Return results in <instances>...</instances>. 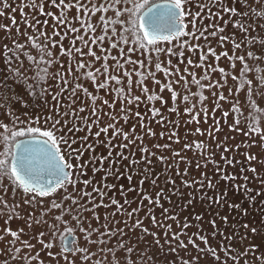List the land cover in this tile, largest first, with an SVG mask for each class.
I'll return each mask as SVG.
<instances>
[{"label": "rangeland", "instance_id": "1", "mask_svg": "<svg viewBox=\"0 0 264 264\" xmlns=\"http://www.w3.org/2000/svg\"><path fill=\"white\" fill-rule=\"evenodd\" d=\"M30 2L39 5L41 0H9L15 11L5 10V14L0 16V26H7L10 29L6 32L0 27V117L6 109L20 115L21 120H24L25 116L31 119L39 117L37 123L28 124L25 121L18 123L15 128L10 122L14 117L3 120L2 122L7 123L12 130L26 126L46 130L51 128L54 121L60 120L62 123L57 126L56 135H63L70 143L75 141L72 144V148L75 149L72 155H69L71 150L68 147L60 144L67 162L74 165L69 168L74 183L65 185L67 191L61 189L52 197L45 198L46 202L56 199L64 203L65 208H73V211L71 215H65V223L59 225L60 231L55 237L49 235L46 226H39L40 230L45 231V242L54 241V247L48 249H43L37 244L35 251L40 252L39 259H42L44 264H66L60 257L67 254L68 259L73 260V255L64 251V238L68 235L65 228H70L71 234L75 236L72 247H88L94 254L89 262L78 260L77 264H115L110 249L116 251V260L121 259L118 244H124L134 250L129 264H181L182 261H189L190 264H264V143H261L257 136L245 135L248 132L246 118L251 112V107L244 92H237V85L231 79L233 75L239 76L242 67L241 62L235 59L237 56L243 55L250 65L264 68V63L256 65L255 61L247 57L249 50L259 54L261 49L259 40L264 38V20H247L221 11L223 6L233 7L238 13L248 12L249 5L257 8L255 0H220L219 4L216 0H204L211 12L201 11L200 16L194 20L186 19L185 31L190 35H181L171 43H158L155 47L162 49L160 52L155 51L153 47L142 49L139 46L129 51V47H132L131 42L111 48L109 45L115 37L113 40H105L103 45L90 44L91 50L102 58L99 61L87 55L88 48L77 39L84 36L90 41L93 35L102 34L95 17H85L83 13H77L75 8H71L64 11L63 19L66 25H60L53 16H60L61 9L54 8L49 0H44L45 13H53V16H48L31 6H24ZM70 2L75 3V0H66V3ZM199 3L200 0H193L191 6L193 14L197 12L196 5ZM13 17L16 20L15 25L12 24ZM238 19H243L251 29L249 35L234 27ZM36 21L40 23L36 24ZM84 21L96 25L97 32H87ZM28 24L33 27H27ZM257 24L260 27H257ZM72 27L79 31H70ZM53 28L60 33L59 36L53 37ZM221 29L223 31H220ZM41 32L46 33L50 40L54 39L57 42V47L53 48L43 37L37 41L46 44L48 51L52 52L54 62L45 65L48 67L49 76L59 72L68 82L62 85L60 78H57L56 84L49 88L43 99L29 95L24 85L12 82V72L5 66L3 58L5 44L14 48V39L20 43H27L24 33L39 36ZM108 35L112 34L109 32ZM221 36L225 37L223 41L220 39ZM252 36H255L257 41L255 47L246 43ZM237 44L240 45L239 48L236 47ZM60 46L66 50L80 48L85 55L81 56L74 50L68 55H62ZM25 51L29 49L26 48ZM31 53L39 59L35 49H31ZM12 55L13 53H9L10 57ZM45 59L48 57L45 56ZM189 60L192 61L191 65L188 63ZM81 62L85 64L84 69L77 68ZM118 63L123 65V68L117 67ZM233 63L236 65L235 69L232 68ZM28 64L25 59L24 66L27 67ZM156 64L161 65V70H157ZM89 65L91 67H88ZM105 65L109 75L117 76L121 80L119 86L110 82L106 89L97 88L96 85L103 82L105 76L96 70L99 69L100 73H103ZM17 66L14 60L11 67ZM220 68L227 73L226 86L209 88L210 83L217 81L224 83V74L219 72ZM88 71L96 75L95 83L87 76ZM125 71L134 73L131 77V94L141 96L139 104L127 105L124 97L117 92L119 87L123 89L125 95L128 93V77L124 75ZM166 72L171 74L166 75ZM135 73H141L142 77ZM27 75L31 77L34 72H28ZM141 78L149 89L147 95L161 96L167 103L149 101L138 87ZM194 79L199 80L200 84H195ZM154 81H159V84ZM176 81H179V84ZM77 84L87 88L91 96L77 89ZM166 84H171L172 89L178 93L175 101L171 99V93L167 88L163 92L160 91ZM221 94L224 95V100L219 99ZM185 95L189 96L188 102L183 101ZM257 95L258 93L254 94V98ZM92 96L96 97L94 104ZM201 96L205 97L202 102ZM104 100L108 101L107 105L103 103ZM256 103L259 108L264 109V100L256 99ZM192 105H195L193 113H186L184 109ZM234 106L240 107L243 113L237 130H232ZM153 107L160 109L164 117L163 122L158 123L160 116H152ZM172 108L176 111H171ZM137 111L141 113V118L136 117ZM225 112L229 113L227 117L224 116ZM197 113L198 123L193 119ZM258 119L264 131V113H260ZM109 125L114 127H108ZM105 127H108V131L102 132L101 129ZM197 127L201 129L203 135L195 131ZM149 129L154 135L149 133ZM97 132H100L99 136L96 135ZM0 133H4V129L0 128ZM123 133H127V139ZM177 139L179 143L176 142ZM186 142L193 145L203 142L206 151L201 155L194 147L186 149L184 147ZM217 143L223 144L230 151L223 153L222 149L216 147ZM9 147L0 140V153ZM221 155L232 159L233 163L226 165L221 160ZM249 155H254L257 159L249 161L247 159ZM217 167L220 171H217ZM233 167L239 168L234 179L220 183L212 181L214 174H222L227 168ZM252 168H256L257 171L253 173L250 171ZM231 171H227L225 176ZM244 177L248 179L245 180ZM84 181L88 183L85 184ZM209 181L214 183L213 188L224 187L226 189L224 191L233 192V198L243 196L259 202L255 198L260 197L261 214L252 213L251 216L240 220L241 210L233 209L231 215L225 208L223 210L227 203L219 210H207L201 200V193L195 198V207L191 213L183 210V204L179 208L174 203L175 195L178 193L188 197L190 190L196 187L201 190L198 186H202V183L208 186ZM2 183L8 186L7 178H4ZM246 185L253 186V189L245 191ZM208 191L203 190V195H208ZM65 196H72L78 203L73 206L70 200H63ZM187 197L182 196L180 200L183 198L187 201ZM7 199L10 204L14 200L11 194ZM113 201L117 203L113 204ZM15 202L18 203L19 200ZM2 208L0 205V209ZM133 211L134 214L130 215L129 213ZM77 212L81 218L79 225L72 219ZM57 214L59 213H52ZM44 218L49 224L53 223L50 216ZM136 220L141 222L140 226L136 225ZM80 228L90 232L93 229L99 231L91 235L92 243L86 244L85 234ZM145 228L147 232L143 231ZM253 228L256 229L255 232L252 231ZM109 232L114 235H108ZM201 236L207 238L206 243L200 239ZM181 241L187 246L186 249L180 247ZM190 241L197 247H193ZM16 246L21 245L18 243ZM208 247L216 250L220 257L219 261H215L207 252ZM172 249L176 250L175 253ZM35 251L27 253V250H22L20 255H35ZM48 252L53 253V258L47 257ZM197 256L200 257L199 261L195 259ZM6 259L8 258L0 259V264H4ZM8 264L13 262L8 260ZM23 264L36 262L25 261Z\"/></svg>", "mask_w": 264, "mask_h": 264}, {"label": "snow or ice", "instance_id": "2", "mask_svg": "<svg viewBox=\"0 0 264 264\" xmlns=\"http://www.w3.org/2000/svg\"><path fill=\"white\" fill-rule=\"evenodd\" d=\"M49 2L54 8L61 9L60 16H53V13L51 12L45 13L44 0H41L39 5L30 2L29 5L24 6H31L41 14L53 16V19H55L60 25H66V21L63 19L64 11L71 8H75L77 13H83L85 17H95L100 26V33L102 34L93 35L90 41L86 40L84 36H79L77 39L83 42L85 48H88L86 54L97 61L102 58L98 56L95 51L91 50L90 44L103 45L105 40H113V37H115L113 42L109 45L111 48H117L119 45H127L131 42L132 47H129V51H133L135 50V46H139L142 49L153 47L155 48V51L160 52L162 49L155 47L158 43H171L181 35H190V33L185 31L187 28V24L185 23L186 19L194 20L195 17L200 16L201 11L211 12L208 4L204 3V0H200V3L196 5L198 10L195 14H193L191 9L193 0H160V2H156V0H75V3H66V0H49ZM255 2L259 10H257V8H252L251 5H249L248 12L238 13L233 7L223 6H221V11L229 15L241 16L243 19L247 20H264V0H255ZM216 3L219 4L220 0H216ZM5 10L15 11L9 3V0H0V16L5 14ZM109 13H111V15H109ZM243 19L236 20L234 27L241 29L245 35H249L251 29L243 22ZM39 23V21H36V24ZM45 23H47V21H45ZM12 24H16L15 17L12 18ZM84 25L87 32H97L96 25L88 24L87 21H84ZM0 27H3L6 32L10 31L7 26ZM27 27H33V25L28 24ZM257 27H260V25L257 24ZM70 31L78 32L79 29L72 27ZM220 31H223V29ZM109 32L112 34L111 36L108 35ZM52 33L53 37L60 35L55 28L52 29ZM23 35L26 36V44L20 43L14 39V48L9 47L8 44L3 46L5 66L12 72V82L14 84L24 85L29 95L43 99L45 94L48 93L49 88L56 84L57 78H60L62 85L68 83L67 80L63 79L59 72L52 73L51 76H49L48 67L45 65H51L54 62L52 60V52L48 51L46 44L38 43L37 41L40 37H43L44 41L51 43L53 48L57 47V42L54 39L50 40L48 35L43 32L39 33V36L27 35L26 33ZM213 35H215V33H213ZM220 39L223 41L225 37L221 36ZM73 43H75V41H73ZM246 43H250L252 47H255L257 44L255 36H252L251 40L246 41ZM259 44L261 45L259 54L252 50L247 52V57L250 60L255 61L256 65L264 63V38L259 40ZM236 47L239 48L240 45L237 44ZM26 48H28L29 51H25ZM31 49H35L39 54V59H37L36 55L31 53ZM73 50L81 56L85 55L80 48H69L66 50L60 46V53L62 55H68ZM101 50L103 51L104 49L102 48ZM122 51L123 49L121 48V52ZM168 51H171V49H168ZM209 51L211 52L212 49H209ZM9 53H13V55L10 57ZM224 55L226 56L227 53H224ZM45 56L48 57L47 60L45 59ZM21 57H24L29 62L27 67L24 66L25 59H21ZM201 59L203 60V57H201ZM217 59H219V57H217ZM235 59L241 62L242 67L239 70V76L233 75L231 79L237 85V92H244L247 103L251 107V112L246 118L248 121V132L245 133V135L257 136L259 137V141L264 143V131H262L258 119L260 113H264V109L259 108L256 103V99L264 100V68L250 65L246 60V57L243 55L237 56ZM14 60L18 66L12 68L11 65ZM127 63L133 62L127 61ZM188 63L191 65L192 61L189 60ZM88 67L91 66L89 65ZM117 67L123 68V65L118 63ZM235 67L236 65L233 63L232 68L235 69ZM77 68L84 69L85 64L81 62L77 65ZM156 68L157 70H161V65L156 64ZM28 72H34V75L29 77L27 75ZM96 72L105 76V80L96 85L98 89L108 88L110 82H114L118 86L122 83L117 76L109 75L106 65L103 73H100L99 69H97ZM219 72L224 74V83L221 84L219 81L210 83L208 85L209 88H222L226 86L227 73H225L223 68H220ZM133 74V72H124V75L128 77L127 95H125L122 88H117V92L120 96L124 97L126 104L129 106L139 104L141 101V96H132L131 94V77ZM135 74L142 77L141 73ZM165 74L170 75L171 73L166 72ZM87 76L95 83L96 75H94L93 72L88 71ZM205 78L207 79V76H205ZM193 82L195 84H200L199 80L194 79ZM154 83L159 84V81H154ZM176 83L179 84V81H176ZM254 84L256 85L255 88L253 87ZM138 87L140 88V91L146 95V98L149 101L156 100L162 104L167 103V101L161 96L147 95L149 89L143 84V78H141ZM76 88L91 96V94L88 93L87 88H82L79 84L76 85ZM165 88L171 93V99L175 101L178 98V93L172 89L171 84H166L164 88L160 89V91L163 92ZM257 93L258 95L254 98V94ZM213 95H215V93H213ZM55 98L56 97L54 96L53 99ZM91 98L94 104L96 97L92 96ZM203 99H205V97L201 96V102ZM219 99L224 100V95L221 94ZM188 100V95L183 96L184 102H188ZM103 103L107 105L108 101L104 100ZM24 107L26 108L27 105ZM194 108L195 105H192L191 107L185 108L184 111L191 114L193 113ZM80 111H84V109H80ZM122 111H127V109H122ZM171 111L175 112L176 109L172 108ZM233 113L234 123L232 130H237L241 124L240 117L243 113L238 106L233 107ZM151 114L153 117L160 116L158 123L164 121V117L161 115L159 108L153 107ZM135 115L137 118H141V113L139 111H137ZM228 115V112L224 113L225 117ZM9 118H12L10 122L13 125V128H15L18 123H24L26 121L28 124H32L37 123L39 120V117L31 119L27 116L24 117V120H21L20 115H17L15 112L7 111V109L3 116L0 117V128L4 129V133H0V140L5 144L11 142L10 147L5 152L0 153V205L3 206V208L0 209V259H3V257L8 258L4 260V264H8V260H11L13 264H23L25 261L44 264L43 260L39 259L41 255L40 252L35 251L37 244L43 249H48L54 247V241L49 240L46 243L45 231L40 230L39 226H46L49 230V235L55 237L60 231L59 225L65 223V215H71L73 211V208H65L64 203L58 202L56 199H50L46 202L45 198L52 197L61 189L67 191L65 185H72L74 183L69 173L66 171V169L72 168L74 165L67 162L64 153L61 151L60 144L62 143L65 147H68L71 150L69 155H72L75 152V149L72 148V144H74L75 141H71L70 143L63 135H56V132L58 131L57 126L62 123L60 120L54 121L51 128L46 130H42L39 127L27 126L12 130L7 123L2 122ZM206 118L205 115V119ZM49 119L51 118L49 117ZM113 119H115V117H113ZM193 119L198 123L199 114L197 113ZM108 127H114V125H109ZM108 127L101 129V131L107 132ZM195 131L200 135H203L199 127H197ZM149 133L154 135V133H151L150 129ZM96 135L99 136L100 132H97ZM123 135L124 138L127 139V133H123ZM161 135H163V133H161ZM19 137H24V139H18ZM176 142L179 143V139H177ZM184 147L186 149L194 147L201 155L206 151L203 142H197L194 145L186 142ZM216 147L222 149L223 153H228L230 151L229 148L221 143H217ZM145 151L147 150L145 149ZM174 155L178 156L180 154L174 153ZM205 158L207 159V157ZM220 158L227 165L233 163V160L225 155H221ZM161 159H163V157H161ZM247 159L249 161H254L257 157L249 155ZM197 167H199V165H197ZM217 171H220L219 167H217ZM250 171L255 173L257 169L252 168ZM4 178H7L8 186H5V184L2 183ZM224 178L234 179V177L229 176H225ZM244 179L247 180L248 178L244 177ZM84 183L87 184L88 181H84ZM208 186L212 187L211 181L208 182ZM9 194L14 198L11 204L7 199ZM17 199L19 200L18 203L15 202ZM63 200H70L73 206L78 203L77 199L72 196H65L63 197ZM112 203L116 204L117 202L113 201ZM54 212H58L59 214L52 215ZM129 214H134V211ZM45 216H50L53 223L49 224L48 220L44 218ZM72 219L75 220L78 225L81 223V218L78 212L77 215L72 217ZM96 219H99V217H96ZM154 219L155 218L153 217V220ZM135 223L137 226H140L141 222L136 220ZM185 227H187V225H185ZM65 231L71 235L72 230L70 228H65ZM80 231L85 234L84 240L87 244L92 243L90 240L91 235L99 230L93 229L90 232L84 228H80ZM143 231L147 232L148 230L145 228ZM252 231L255 232L256 229L253 228ZM108 235H114V233L109 232ZM173 238L175 239V234L173 235ZM200 239L205 241V243L207 242L206 237L201 236ZM65 240H68L67 236L65 237ZM190 242L193 243V247H197L193 241ZM18 243L21 245L20 247L16 246ZM68 244L71 245L72 241L68 240ZM180 247L186 249L187 246L181 241ZM117 248L119 249L121 257L119 260L115 259L117 255L116 251L110 249L115 264H129L131 253L134 250L124 244H118ZM22 250H27V253L35 251V255H20ZM198 250L205 251L204 249ZM64 251L72 254L74 257L73 260H69L67 254L62 255L60 258L63 259L66 264H77L78 260L89 262L94 255L90 252L88 247H67ZM172 251L175 253L176 250L172 249ZM207 252L215 261L220 260L215 249L208 247ZM77 253L79 255H77ZM47 257L49 259L53 258V253L48 252ZM195 259L199 261L200 257L197 256ZM181 264H190V262L182 261Z\"/></svg>", "mask_w": 264, "mask_h": 264}, {"label": "trees", "instance_id": "3", "mask_svg": "<svg viewBox=\"0 0 264 264\" xmlns=\"http://www.w3.org/2000/svg\"><path fill=\"white\" fill-rule=\"evenodd\" d=\"M19 138H21V137H19ZM10 144H11V142L8 144V146H10ZM237 164H239V162ZM238 169L239 168H236V167H233V169L227 168L226 169L227 171L232 170L231 173L228 174L227 176L234 177L235 174L238 173ZM226 170L222 174L221 173L214 174L212 177V181H215V182L219 181V183H220L223 181L232 180V179H225L224 178L226 173H227ZM213 184L214 183H212V185ZM198 187L201 190H198L197 187L194 188L193 190H190V192H188V194H189L188 197L186 195H182V193L180 194L177 192L178 194L175 195L174 203H176V205L179 208H180V205L183 204L182 205L183 210H185L187 213H191L192 209L195 207V205H194L195 198H197V196H200V193H201L202 194L201 200L203 201V204H205L204 208H206L207 210H219L222 208V205L224 203H227L228 205L223 207V210L225 208V210L227 212H229L230 215H231V212L233 211V209H235L236 211L241 210L239 213L240 220L242 218L247 217V216H251L252 213H256L258 215L261 214L262 207L259 205L261 198L258 196L255 199L259 200V202H255V201H253L254 198H243V196L241 198H233L234 193L233 192L230 193L229 191H224V189H225L224 187L223 188H217V187L213 188V186H212L210 188L207 185H205V183H202V186L199 185ZM202 188L204 191H208V189L210 188V190L208 191L209 194L206 196L203 195ZM250 189L252 190L253 186L246 185L245 191L250 190ZM170 195H171V193H170ZM182 196L187 197L188 200L186 201L182 198V201H181L180 197H182ZM238 199H240V200H238ZM239 217H238V219H239ZM234 218H235V216H234ZM234 218H232L231 220L233 221ZM211 220H208L209 223H212V222H210ZM258 221L259 220H257V223H258ZM217 227H219L218 224H217ZM217 230H221V228H217Z\"/></svg>", "mask_w": 264, "mask_h": 264}, {"label": "water", "instance_id": "4", "mask_svg": "<svg viewBox=\"0 0 264 264\" xmlns=\"http://www.w3.org/2000/svg\"><path fill=\"white\" fill-rule=\"evenodd\" d=\"M156 2H160V0H157ZM19 139L22 140V139H24V137H21ZM66 171L69 173V175L71 174L70 169H66ZM67 237H68V240H71L72 242L75 239V236L73 234H71V235L68 234ZM68 240H65V238H64V247L65 248L72 247V244L71 245L68 244Z\"/></svg>", "mask_w": 264, "mask_h": 264}]
</instances>
